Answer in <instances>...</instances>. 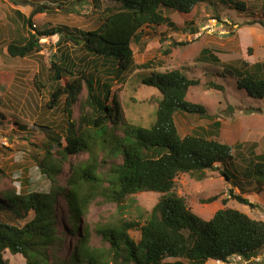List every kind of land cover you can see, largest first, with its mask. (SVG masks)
I'll list each match as a JSON object with an SVG mask.
<instances>
[{
	"label": "rangeland",
	"instance_id": "rangeland-1",
	"mask_svg": "<svg viewBox=\"0 0 264 264\" xmlns=\"http://www.w3.org/2000/svg\"><path fill=\"white\" fill-rule=\"evenodd\" d=\"M235 1L242 2L245 9L237 10L226 0H209L194 7L185 20H180L175 11L167 10L174 27L167 24L144 26L141 39L131 43L133 66L118 81L110 80V84L111 91L116 92L120 100L123 118L133 125L149 127L155 120L157 101L161 96L154 87L141 83L143 77L152 71L178 69L190 78L199 79L198 85L188 89L186 99L204 106L207 115L219 122L216 139L231 145L234 160L227 167L218 164L217 168L208 169L201 180L187 173L179 174L173 191L184 198L192 212L205 220L216 210L231 207L264 221V177L251 171L254 156L264 153V98L249 96L236 86L235 74L223 72L224 69H241L242 61L253 64L264 60V3L261 0ZM112 5L118 3L109 0H0V198L2 192H51L54 186L62 190L56 194L53 204L56 234L61 240L50 254V259L58 262L70 258L78 242V232L83 228L89 232L90 246L105 253L108 244L97 232L100 226L122 219L143 223L161 195L146 191L128 195L121 203L109 201L105 188L109 169L122 158L121 154L109 152L108 146L103 151L96 150L97 171L103 178L101 187L95 194L91 185L84 187L87 192L91 190L87 213L80 216L78 228H74L68 219L67 183L73 170L85 163L89 154L81 151L66 157L60 155L65 144L61 134L65 125L63 98L55 108H46L49 92L55 87L49 79L50 68L52 62L59 63L68 58L74 63L73 76H77L80 69L94 73L99 79L97 86L112 78L107 64L102 65L101 59L86 53L84 38L79 34V31L96 29L103 21L102 9ZM56 27L61 32L39 38V51L22 58L8 54L10 43H19L29 34ZM175 42L183 44L173 46ZM204 47L218 57V63L198 60V53ZM165 49H169L166 54ZM147 61L151 62L149 68H142ZM35 75L44 85L39 91L33 84ZM60 82L62 84L63 80ZM209 83L222 88L210 89ZM98 91L104 94L99 86ZM84 93L85 90L79 99ZM81 111L80 102H77L72 117L77 120ZM174 120L181 135L196 127L209 129L213 121L184 113L176 114ZM108 129L112 133L111 128ZM48 136L57 137L61 146ZM46 153L44 161L53 162L58 169L53 181L45 179L37 167ZM224 169L227 178L222 174ZM237 194L247 198L249 203L236 201L233 195ZM215 195L214 201L206 202ZM31 218L29 213L11 221L23 225ZM263 252L264 248L258 253ZM4 258L8 264H25L20 254L6 251Z\"/></svg>",
	"mask_w": 264,
	"mask_h": 264
},
{
	"label": "trees",
	"instance_id": "trees-1",
	"mask_svg": "<svg viewBox=\"0 0 264 264\" xmlns=\"http://www.w3.org/2000/svg\"><path fill=\"white\" fill-rule=\"evenodd\" d=\"M109 1H115L118 5L102 9V23L94 30L79 31L84 38L86 53L101 59L102 65L107 64V71L112 74L109 81L98 85L104 94L98 91L99 79L94 73L80 69L77 76H73L74 63L68 58L59 63L52 62L50 68L52 75L49 79L55 87L49 92L46 108H55L63 98L65 134H61L65 144L60 155L66 157L81 151L89 154L85 163L73 170L67 183L69 189L65 197L70 205L68 219L74 228H78L80 216L87 213L91 190L87 192L84 187L91 185L94 194L101 187L103 178L97 171L96 150L103 151L108 146L109 152L121 154L122 158L120 163L113 164L109 169L110 177L105 186L109 201L121 203L128 195L146 191L161 195L143 223L122 219L100 226L97 232L108 244L105 253L90 246L89 232L83 228L78 232V242L70 258L58 262L50 259V254L54 253L53 247L61 240L56 234L53 204L57 199L56 194L58 191L62 193V190L54 186L51 192H2L0 264H8L4 258L6 251L20 254L25 264H208L209 260H226L233 254H257L264 248L263 220L231 207L220 208L205 220L192 212L184 198L173 191L175 178L179 174L187 173L201 180L208 169L217 168L218 164L227 167L234 160L231 145L216 139L219 122L207 115L204 106L186 99L188 89L198 85L199 79L190 78L178 69L152 71L143 77L141 83L154 87L161 96L157 101L155 120L149 127L127 122L123 118L117 93L111 91L110 80L118 81L133 66L131 43L141 39L144 26L167 24L174 27V22L166 14L167 10L175 11L180 20H185L194 7L209 0ZM226 1L234 4L237 10L245 9L242 2ZM261 1L264 3V0ZM27 20L31 26L29 18ZM58 32L61 29L56 27L29 34L19 43H10L7 52L11 57H26L41 49V36ZM181 44L172 43L173 46ZM168 51L165 49L163 52L166 54ZM198 54L200 62H219L218 57L205 47ZM242 62L244 66L241 69L230 68L223 72L235 74L236 86L244 89L249 96L264 98V60L253 64ZM150 64L147 61L142 68H149ZM60 80H63L62 84ZM33 84L37 91L44 86L38 82L36 75ZM209 87L222 88L216 83H209ZM84 90L83 97L79 99ZM77 102H80L82 111L76 120L72 113ZM180 113L213 121L209 129L196 127L190 133L181 135L174 120L175 115ZM118 129L119 133L116 132ZM48 139L55 140L61 146L57 137L48 136ZM251 147L254 145L251 144ZM47 155L38 162L37 167L45 179L53 181L58 169L53 162L44 161ZM254 157L251 171L260 178L264 177V153ZM222 174L227 178L225 169ZM233 197L241 204L249 203L239 194ZM216 198V195L212 196L206 202ZM29 213L32 218L23 225L11 221L26 217ZM102 258L107 260L101 261Z\"/></svg>",
	"mask_w": 264,
	"mask_h": 264
},
{
	"label": "built area",
	"instance_id": "built-area-1",
	"mask_svg": "<svg viewBox=\"0 0 264 264\" xmlns=\"http://www.w3.org/2000/svg\"><path fill=\"white\" fill-rule=\"evenodd\" d=\"M263 253H257L249 256L233 254L227 257L226 260H210L209 264H263Z\"/></svg>",
	"mask_w": 264,
	"mask_h": 264
},
{
	"label": "clouds",
	"instance_id": "clouds-1",
	"mask_svg": "<svg viewBox=\"0 0 264 264\" xmlns=\"http://www.w3.org/2000/svg\"><path fill=\"white\" fill-rule=\"evenodd\" d=\"M208 263V262H207ZM209 264V263H208Z\"/></svg>",
	"mask_w": 264,
	"mask_h": 264
}]
</instances>
